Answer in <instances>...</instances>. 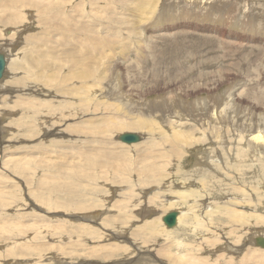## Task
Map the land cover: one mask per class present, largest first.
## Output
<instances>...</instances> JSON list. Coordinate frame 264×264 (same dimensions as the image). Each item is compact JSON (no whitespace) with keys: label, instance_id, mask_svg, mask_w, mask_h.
Instances as JSON below:
<instances>
[{"label":"rangeland","instance_id":"1","mask_svg":"<svg viewBox=\"0 0 264 264\" xmlns=\"http://www.w3.org/2000/svg\"><path fill=\"white\" fill-rule=\"evenodd\" d=\"M46 11L63 12L64 19L74 23L69 35L75 40L79 36L80 50L91 54L90 75H96L97 92L103 83L107 86L97 94V103H101L103 93L108 98H103L104 103L118 102L115 97L119 96L130 115L91 109L84 112L87 117H81L80 111L58 119L53 107L40 109L36 105L39 101L61 99L46 95L47 90L55 92L58 85L53 82L56 86L48 87L37 82L32 77L35 72L28 71L27 63H23L28 45H15L11 54L19 55L18 64L7 66L13 75L7 74L0 83V264H134L126 261L139 254L149 256L142 260L160 263L177 253L189 255V250L215 264L228 259L221 257L229 254L222 251L224 248L231 252L227 249L230 242L242 244L244 228L264 230V146L254 139L257 132L264 134V0H0V46L10 49L9 45L17 42L16 35L7 36L5 31H24L20 28L23 25L35 35L45 31ZM37 18H43L44 27L35 22ZM80 25L87 28L79 29ZM81 30L92 34L77 33ZM90 35L104 38L107 44L98 42L97 49L95 40L91 43L94 48H87L83 39L93 38ZM58 45L48 40L41 48L56 55ZM64 52L74 54V49ZM64 58L59 56L61 62ZM67 68L61 74L68 72ZM78 69L77 65L75 70ZM39 71L51 76L49 66ZM77 72L73 69L74 74ZM22 74H28L29 79L11 81L22 78ZM79 80L77 84L86 89L94 86L93 80ZM29 83L34 85L35 100L32 107L27 101L21 107L20 98H29L31 87L28 85L21 94L16 88ZM69 84L71 81L65 86ZM198 86L199 93L204 94L192 95ZM125 90L132 92L127 94L131 100L121 95ZM230 94L234 95L233 100ZM69 97L73 101L69 108L82 110L77 97ZM137 98L138 103L132 101ZM202 98L209 102L205 111L201 103L194 102ZM82 99L87 104H97L96 99L85 94ZM56 104L59 101L55 100L53 106ZM133 109L140 112L133 113ZM142 110H148L149 116L162 114L166 122L144 123ZM106 112L111 122L99 125L98 118ZM179 116L188 117L181 124L188 131L194 130L197 141L187 142L190 147L185 146L186 152L179 159H172L167 150H161V155L175 160L170 164L160 154L147 155L150 146L163 149L159 145L163 128L167 129L170 121ZM137 118L139 127L130 129ZM54 119L55 127L62 133L55 135L57 138L45 134L55 128L48 126ZM91 120H97L95 138L79 127L89 126ZM204 123L208 127L199 130L198 124L205 126ZM125 132L138 134L140 141L132 145L120 142L117 137ZM73 148L85 153L82 159L74 155L75 161L70 162L68 152ZM145 168L156 174L148 175ZM190 183L198 185L192 190L176 186ZM229 207L236 209V215L228 214ZM170 211L180 215V223L174 229L162 223V217ZM238 213L247 215L245 224L232 228V219L242 216ZM105 218L110 220L106 222ZM152 225L156 231L150 229ZM135 231L136 237L130 234ZM111 250L115 252L113 258L97 256ZM58 255L61 262H56ZM232 256L236 263L230 264H242L239 257Z\"/></svg>","mask_w":264,"mask_h":264},{"label":"bare ground","instance_id":"2","mask_svg":"<svg viewBox=\"0 0 264 264\" xmlns=\"http://www.w3.org/2000/svg\"><path fill=\"white\" fill-rule=\"evenodd\" d=\"M69 1V0H68ZM91 2V1H90ZM143 9H144V7H143ZM143 9H142V11H143ZM64 11V10H63ZM62 12V11H61ZM63 13V12H62ZM62 13H60V11H52V12H48V11H46V16H47V18H46V23H45V31H44V29H43V31H41V34H38V35H35L34 33H33V31H30V29H29V27L28 26H26V25H23V27H20L21 29L22 28H24L25 30L24 31H5L6 32V34H7V36H11V35H16V38H17V42L15 43V44H10L9 46L11 47L10 49H7V48H4L3 46H0V64H1V59H2V61H3V63H4V66H5V70H4V73H3V77H1L0 78V83H3V81H5V78L7 77V74H9V75H13V74H11V72H12V70L9 72V70H8V67L10 68V65L11 66H14V65H17L18 63V61H17V58H18V56L19 55H16V56H14L13 54H11L12 52L14 53V51H15V45L16 46H20L21 45V43L23 44V45H28V52L27 53H25L24 55H23V63H27L26 64V67H28L29 68V70L28 71H32V72H35L34 74H33V76L32 77H34L36 80H37V82L39 81L40 83H43L44 82V84L46 85V86H48V87H53V86H56L53 82H56L57 83V87H55V92H53L52 90L50 91V90H47L46 91V95L49 97V98H52V97H55V96H60L61 97V99L59 100V99H56V98H52V99H47V100H42V101H39V102H37L36 103V105L40 108V109H49L50 107H51V109H52V107H53V109H52V111H54V113L57 111V113H58V117H56V118H58L59 119V117H60V115L62 116V118H64V117H68L69 115H76V113H78V112H80L81 111V113L80 114H83L81 117H84V116H86V115H84V112L85 113H88V111L89 112H91L92 110L91 109H93V110H96L97 109V111L99 110V109H103V110H109V109H111V111H110V113H115V112H117V111H120V112H122L121 113V115L122 116H125V115H130V111H129V109L127 108V106H126V104L122 101V100H120V97L119 96H116L115 97V100L116 101H118V102H115V103H104V102H102V101H104L103 100V98H106L107 100H108V98H107V94L106 93H103L102 95H101V98H100V100H99V102H101V103H97V94L98 93H100V92H103V89L104 88H107V86L105 85V83H103L102 84V89L100 90V91H98L97 92V88H96V85H97V78H96V75H95V77L93 76V75H90L91 74V67H92V62H93V59L91 60V54H88V53H84L82 50H80V44H79V36H77V33H80V32H85L86 34H87V32L88 33H90L89 31L90 30H85V31H78L77 33H76V40H75V37L73 38V36H71V34L69 35V33H70V31H72V29H73V27H75V25H74V23H73V21H72V23L73 24H71V22H70V19H66L67 17H65V19H64V17H63V14ZM66 15V14H65ZM73 15V14H72ZM70 17H71V15H70ZM28 19V18H27ZM32 19V18H31ZM72 19V18H71ZM33 20V19H32ZM31 20V21H32ZM88 20V19H87ZM55 21V22H54ZM35 22L40 26V27H44V20H43V18H37L36 20H35ZM23 23V22H22ZM22 23H21V25H22ZM55 23H58L57 25L55 24ZM60 24H62V26L60 25ZM63 25H64V27H63ZM87 25H88V23H87ZM86 25V26H87ZM90 25V24H89ZM81 27H84L85 29L87 28V27H85V25L84 26H82V25H80V27H79V29H81ZM89 27V26H88ZM66 28H68V29H66ZM77 28V27H76ZM91 28V27H90ZM93 28V27H92ZM64 29V30H63ZM78 29V28H77ZM83 29V28H82ZM94 29V28H93ZM53 30H62V31H56V32H54V33H51L52 35H50V32H52ZM75 30V29H74ZM93 31V30H92ZM91 31V32H92ZM95 31L96 30H94V35H95ZM55 33H58V35L54 38V37H51V36H53V34H55ZM73 33V32H72ZM90 34H92V33H90ZM49 37H48V36ZM74 35V34H73ZM75 36V35H74ZM91 36V35H90ZM95 36H97V35H95ZM60 39H59V38ZM91 37H93V38H84L83 40L86 42V44H85V46L87 47V48H89L90 49V46H92V44H93V42L92 41H95V40H97V43L96 44H99L98 42H100L101 44H103V46L105 45V43L104 42H106V44H107V41L104 39V38H102V37H95L94 38V36L92 35ZM68 39H69V42H68ZM49 40V42L50 43H53V42H57V43H59V45L56 47V52H57V54L56 55H53V54H51L49 51H44L41 47L45 44V42L46 41H48ZM81 42V41H80ZM70 43H72V44H70ZM78 43V44H77ZM82 43V42H81ZM92 43V44H91ZM81 45H83V44H81ZM62 46V47H61ZM84 46V45H83ZM96 46H98V45H96ZM65 47V48H64ZM100 47V44H99V46L98 47H95V48H99ZM71 50V49H74V54H72L71 52L68 54V55H66L67 53H65L64 51L65 50ZM94 47L92 46V49H93ZM83 49V48H82ZM93 51V50H92ZM91 51V53H93ZM88 52V51H87ZM97 52V51H96ZM95 51H94V54L96 53ZM93 54V55H94ZM31 55V56H30ZM61 55H64V62H61V60L59 59V56H61ZM95 57V56H94ZM80 58H82V59H84V61L83 62H80ZM96 59V60H95ZM95 61L97 62V58L95 57ZM204 64H206V63H204ZM9 65V66H8ZM54 65H55V67H54ZM77 65H78V70H75L76 68H77ZM8 66V67H7ZM50 67V69H51V76H44V75H42L41 74V71H39V69H44V70H46L47 69V67ZM66 66H68V68H67V70H69L68 72H66V73H64V74H61L62 73V71H63V68L64 67H66ZM30 68H33L32 70L30 69ZM73 69H74V71H78L77 73H73ZM38 70V71H37ZM15 71H17V70H15ZM37 71V72H36ZM14 73V72H13ZM31 73V72H30ZM35 74H37V75H35ZM9 75H8V77H9ZM63 75V76H62ZM11 77V76H10ZM21 77L22 78H19L18 80L14 77V79H12L11 81H21V80H23V79H26V78H28L29 79V77H28V74L26 75V74H22L21 75ZM33 78V79H34ZM96 78V79H95ZM79 79H81V80H93L94 81V86L91 88V89H86V87H82L80 84H77V82L78 81H80ZM41 80H43V81H41ZM203 80V79H202ZM68 81H71V84H73L72 86H71V84H69L68 86H65V83L66 82H68ZM211 81V80H210ZM72 82H74V83H72ZM91 82V81H90ZM212 82V81H211ZM93 83V82H92ZM205 83V82H204ZM37 84V83H36ZM77 84V85H76ZM28 85H30V90H31V95H30V97H32V98H28V97H21L20 98V103L22 104V106L21 107H23V106H25V101H27L28 102V104L32 107L33 106V103H32V100H35V98H34V94H33V91H32V88H33V84H31V83H29V84H24L23 86H20V87H18V88H16L18 91H19V94H21V91L22 90H25L26 88H27V86ZM59 85H62L63 87H60ZM212 86V85H211ZM41 87V86H40ZM123 87H125L124 85H123ZM37 88V87H36ZM43 88V87H42ZM207 88V87H206ZM35 89V88H34ZM45 90V89H44ZM199 86L197 87V88H194V90L191 92V94L192 95H195V94H200V93H203L204 94V92H200L199 93ZM206 90H209V89H206ZM37 91H38V89H37ZM40 91H42V90H40ZM121 91V90H120ZM232 91V90H231ZM234 91V90H233ZM237 91V90H236ZM94 92V93H93ZM128 92L129 93H132L130 90H125L124 92H122L121 93V95L123 96V98H126V99H129V100H131L130 98H128L127 97V94H128ZM235 92V91H234ZM41 93H43V92H41ZM93 93V94H92ZM233 93V92H232ZM19 94H17V95H19ZM84 94L88 97V96H90L92 99H96V105L95 104H87V100H83L82 99V97L84 96ZM264 94V93H263ZM207 95V94H206ZM231 95V99L233 100V94H230ZM41 96V95H40ZM66 96H68L67 98H65ZM69 96H76L77 97V105H78V107H80V106H83V107H80V108H82V110H79V109H75V110H73L72 111V109H70L69 107V105H71L72 103H73V101H69L68 99H71ZM227 96H229V92L227 93ZM15 97V96H14ZM12 98V97H11ZM63 98H65V99H63ZM86 98V97H85ZM55 100H57V101H59V104H56V106H53L54 105V103H55ZM7 101V100H6ZM133 102H136V103H138V101H140V98H137V99H135V100H132ZM180 102H181V100H179ZM227 101H228V99H227ZM18 102V103H19ZM42 102H45V105H41V103ZM194 102H197V103H201V106L204 108L203 109V111H205V110H207L208 109V105H209V102H208V100L206 99V98H202L201 99V101L198 99H196V101H194ZM8 103H10V101H8ZM19 103V104H20ZM102 103H104V106H102ZM226 103V102H225ZM11 104H12V102H11ZM65 106H67L66 108H67V110L65 109ZM91 106V107H90ZM231 107V106H230ZM229 107V108H230ZM86 108V109H85ZM113 108H115V109H113ZM136 109H133V110H131V112H133L134 113V111H135ZM223 110V109H222ZM40 111H42V110H40ZM83 111V112H82ZM143 111V115L145 116V119H144V123H146V122H154V121H156V122H159L160 124H163V123H165L166 122V119H165V117H164V115H155V114H153V115H155L154 117H151V116H153V115H148L149 114V112H148V110H142ZM215 111V110H214ZM225 111V110H224ZM46 112V111H45ZM108 112V111H107ZM107 112L106 113H103L102 115H104V116H101V119L100 118H98V120H100V124L99 125H108L110 122H111V119L109 118V115L107 114ZM136 113H139L140 111H138V110H136L135 111ZM166 114H168V113H166ZM78 115V114H77ZM176 115V114H175ZM185 115V114H184ZM191 115V114H190ZM174 116V115H173ZM178 116V115H177ZM87 117V116H86ZM85 117V118H86ZM170 118H172L171 116H169ZM179 117H181V118H173L170 122H171V124L167 127V129L164 127L163 128V131H162V137H163V140L162 141H160V143H159V145L160 146H162L163 145V149H161V148H159V147H157V146H150V148H149V151H148V154L147 155H149V156H151V155H156V154H160L161 153V150H167L168 151V153H169V155H171V157H172V159H179V157H181V155H182V153H185L186 152V150L185 149H187V147L190 145H187L188 143L187 142H196L197 141V139H195L194 137H193V132H194V130H192V131H188L185 127H183V124H181L182 122H186V117L185 118H183L182 116H179ZM191 117V116H190ZM48 118H49V116H48ZM53 118V117H52ZM93 118V117H92ZM87 119V118H86ZM85 119V120H86ZM187 119H188V117H187ZM190 119V118H189ZM41 120V119H40ZM43 120V119H42ZM180 120V121H179ZM194 120V119H193ZM18 121H20V118H19V120ZM76 121V120H75ZM177 121H179V123H177V124H175ZM43 123L45 122V121H42ZM55 123H56V121H55V119L54 120H52L51 122H50V124L48 125L49 127L51 126V125H53L54 127H55ZM141 122H140V119L139 118H137V120L132 124V127L130 128V129H136V128H138L139 127V124H140ZM57 124V123H56ZM40 125V124H39ZM204 125L205 126H203L202 124H198V127H199V130H205V128H207L208 127V125L209 124H207V123H204ZM76 125H74V127H75ZM39 127V126H38ZM57 127V126H56ZM53 128L52 130H51V128H50V130H47L46 131V136L47 135H62V133H60L59 132V130L60 129H58V128ZM79 127H80V129L85 133V134H89L91 137H93V138H95V136L97 137V120H94V121H90L89 122V126H87V127H83V126H81V124H79ZM197 127V128H198ZM76 128H78V126H76ZM214 128H216V127H214ZM209 129V128H208ZM225 129V128H224ZM227 129V128H226ZM210 130V129H209ZM168 131H169V133H168ZM262 131V130H261ZM218 132H219V130H218ZM224 132V131H223ZM263 132V131H262ZM125 133H132V132H125ZM258 134H256V135H254V139L259 143V144H261V145H263L264 146V134H262L261 132H257ZM124 134V133H123ZM133 134V133H132ZM134 134H136V133H134ZM196 134V133H195ZM216 134V133H215ZM220 134H221V132H220ZM237 134V133H236ZM138 137H137V140L134 142H125V141H123L122 139H121V135H119L117 138H118V140L120 141V142H122V143H128V144H131V143H138L139 141H140V138H139V135L138 134H136ZM57 136H55L56 138H57ZM65 136V135H64ZM63 136V137H64ZM67 136V135H66ZM253 137V136H252ZM48 138V137H47ZM184 138H186V139H184ZM35 140V139H34ZM43 140V139H42ZM48 140V139H47ZM195 140V141H194ZM199 140V139H198ZM250 140H251V142H252V139L250 138ZM48 142V141H47ZM90 142V140H88V143ZM94 143H96L97 142V140H95L94 139V141H93ZM212 144V143H211ZM210 144V145H211ZM217 144V143H216ZM250 144V143H249ZM132 145V144H131ZM253 145V144H252ZM185 146H187V147H185ZM216 146V145H215ZM249 146V145H248ZM190 147V146H189ZM188 147V148H189ZM256 147V146H255ZM259 147V146H258ZM160 150H159V149ZM244 148V147H243ZM257 148V147H256ZM261 148V147H260ZM74 149V148H73ZM209 149V148H208ZM254 149V148H253ZM212 150V149H211ZM219 150V149H218ZM240 150V149H239ZM243 150V149H242ZM254 150H256V149H254ZM166 151V152H167ZM224 151V150H223ZM244 151H246V150H244ZM248 151V150H247ZM34 152V151H33ZM212 152V151H211ZM254 152V151H253ZM30 153H32V152H30ZM84 153H85V151H82L81 150V148H75L73 151H70V152H68V158H71V160H70V162H74L75 160L74 159H72V157H74V155H76L77 156V159H82L83 158V156H84ZM163 153V152H162ZM245 153V152H244ZM59 154V153H58ZM208 154V153H207ZM248 154H250L249 152H248ZM247 154V155H248ZM161 155V154H160ZM165 155H166V153H165ZM71 156V157H70ZM160 158H162V160L164 159L165 161H167V163L168 164H170L169 162H171V161H175V160H170L171 159V157H166V156H164V155H161V156H159ZM185 158V157H184ZM60 159V158H59ZM61 160V159H60ZM181 161V160H180ZM209 162V161H208ZM240 162V161H239ZM163 163H164V161H163ZM162 165V164H161ZM145 171L147 172V174L148 175H155L156 174V171H148V169L147 168H145ZM174 172V171H173ZM195 176V175H194ZM194 179V178H193ZM173 181V180H172ZM181 181V180H180ZM162 182V181H161ZM206 182V181H205ZM212 182V181H211ZM201 183V182H200ZM176 184V183H175ZM195 183H190V184H188V185H181V184H177L176 186L178 187V188H182V187H186V188H190V190H192V189H194V187H196V185H198V184H195ZM203 183H201V185H202ZM211 184V183H210ZM170 186H171V184H169ZM204 185H205V183H204ZM167 187V186H166ZM172 187V186H171ZM175 187V186H174ZM168 188V187H167ZM204 188V187H203ZM202 188V189H203ZM235 188V187H234ZM183 189V188H182ZM205 189V188H204ZM208 189V188H207ZM235 190V189H234ZM243 190V189H242ZM56 191V190H55ZM241 191V190H240ZM208 192V191H207ZM236 192V191H235ZM243 192V191H242ZM241 192V193H242ZM244 192H246V191H244ZM230 193V192H229ZM214 194V193H213ZM244 194V193H243ZM257 194V193H256ZM245 196H246V193H245ZM257 196V195H256ZM255 196V197H256ZM259 196V195H258ZM56 197V196H55ZM200 197H202V196H200ZM230 197V196H229ZM238 197V196H237ZM247 197V196H246ZM262 197V196H261ZM248 198V197H247ZM249 198H251V197H249ZM257 199L258 198H260V197H256ZM255 198V199H256ZM244 199H245V197H244ZM236 199H234V201H235ZM248 200V199H247ZM259 200H261V199H259ZM211 201V200H210ZM213 201V200H212ZM250 201V200H249ZM249 201H244V202H248V204H250L251 203V201H250V203H249ZM131 202V201H130ZM232 203H234L233 201H231ZM241 202V201H240ZM243 202V203H244ZM256 202V201H255ZM33 203V202H32ZM62 203V202H61ZM74 203V202H73ZM207 203V202H206ZM213 203V202H212ZM236 203V202H235ZM53 204V203H52ZM135 204H137V203H135ZM213 204H215V202L213 203ZM217 204V203H216ZM215 204V205H216ZM241 205V204H240ZM243 205V204H242ZM244 205H246V203H244ZM251 205V204H250ZM61 207V206H60ZM88 207H90V206H88ZM216 207H217V205H216ZM239 207V206H238ZM244 207V206H243ZM249 207V206H248ZM251 207V206H250ZM252 207H254V206H252ZM47 208V207H46ZM92 208V207H91ZM111 208V207H110ZM218 208H220L219 206H218ZM221 208H223V207H221ZM230 208V207H229ZM76 209L77 210H79V211H82V208L80 207V206H77L76 207ZM254 209V208H253ZM58 210V209H57ZM88 210V209H87ZM214 210V209H213ZM215 210H219V209H215ZM223 210V209H222ZM37 211V210H36ZM62 211V210H61ZM60 211V212H61ZM67 211V210H66ZM76 211V210H75ZM209 211V210H208ZM208 211H206V212H208ZM246 211V210H245ZM263 211V210H262ZM46 212H48V211H46ZM65 212V211H64ZM210 212V211H209ZM213 212V211H212ZM212 212H210L211 214H212ZM219 212V211H218ZM232 212V214L233 215H236V209L235 210H233L232 208H230V209H228V214H230ZM239 212V211H238ZM248 211H246V213H247ZM49 213V212H48ZM68 213V212H67ZM74 213V212H73ZM177 213V216H176V224L172 227L173 229H174V227L175 226H177V225H179L178 223H180L179 221H180V215H179V213L178 212H176ZM209 213V214H210ZM222 213H224L223 211H222ZM242 213V212H241ZM94 214V213H93ZM101 214V213H100ZM99 213H97V215H100ZM104 214V213H103ZM167 214V213H166ZM220 214H221V211H220ZM243 215H245V213L243 212L242 213ZM242 214H237V215H242ZM56 215V214H55ZM68 215V214H67ZM78 215H81V213L80 214H78ZM92 215V214H91ZM102 215V214H101ZM100 215V216H101ZM214 215V214H213ZM215 215H218V213L216 214L215 213ZM227 215V214H226ZM231 215V214H230ZM236 216L234 219H232L233 221H234V223L231 225V227L233 228V227H235V226H237V225H239V224H241V223H244V219L245 218H247V215L246 216ZM253 215V214H252ZM71 216V215H70ZM103 216V215H102ZM203 216V215H202ZM221 216V215H220ZM223 216V215H222ZM53 217V216H52ZM77 217L78 216H76L75 218L77 219ZM207 217H208V215H207ZM212 217V215H209V218H211ZM61 218V217H60ZM82 218V217H81ZM80 218V219H81ZM209 218H208V221H209ZM222 218V217H221ZM257 218V217H256ZM106 219V222H108L109 220H110V218H105ZM104 219V220H105ZM226 219V218H225ZM228 219V218H227ZM261 219V218H260ZM43 221V220H42ZM79 221H81V220H79ZM83 221V220H82ZM211 221V220H210ZM220 221H222V220H220ZM225 221V220H224ZM255 220H253L252 222H254ZM257 221L259 222V220L257 219ZM87 222V221H86ZM102 222H103V220H102ZM105 222V223H106ZM39 223V222H38ZM72 223H73V221H72ZM79 223V222H78ZM209 223V222H208ZM223 223V222H222ZM231 223V222H230ZM229 223V224H230ZM237 223V224H236ZM57 224V223H56ZM77 224V223H76ZM108 224V223H107ZM220 224V223H219ZM225 224V223H224ZM227 224V223H226ZM245 224V223H244ZM260 224H261V222H260ZM30 225V224H29ZM82 225V224H81ZM125 225V224H124ZM222 225V224H221ZM257 225V224H256ZM96 226V225H95ZM108 226V225H107ZM223 226V225H222ZM36 227V226H35ZM97 227H98V225H97ZM219 227H220V225H219ZM247 227V226H246ZM103 228H105V227H103ZM167 228V227H166ZM175 228H177V227H175ZM221 228V227H220ZM264 228V227H263ZM137 229V228H136ZM150 229L152 230V231H156L155 230V228L153 227V225L150 227ZM171 229V228H170ZM217 229V228H216ZM58 230V229H57ZM116 230V229H115ZM209 230V229H208ZM218 230V229H217ZM220 230V229H219ZM236 230V229H235ZM244 230H245V232H244ZM244 230H243V235L244 234H246V235H244L243 236V238H242V240L240 241V242H242V244H239L238 246H236V245H234L233 243H229V247L227 248L228 250H230L231 252H226L225 251V248L222 250L224 253H229V254H231V256H227V255H229V254H224V255H222V257L221 258H228L227 260H224L222 263H221V261L218 263L216 260V263H218V264H230V262H232V263H236V260H235V258H234V256H232V254H234L236 257H239L240 259H241V263L243 264V263H245V262H249L250 264H264V253H262L263 251H264V247H262V246H257V243H256V240H255V238H257V237H261L263 240H264V230L263 229H247V228H244ZM129 231V230H128ZM222 231V230H221ZM47 232V231H46ZM52 233H53V231H51ZM122 232V231H121ZM123 232H125V231H123ZM228 232V231H227ZM15 233V232H14ZM29 233V232H28ZM65 233V232H64ZM193 233H195V232H193ZM210 233H212V232H210ZM131 235H133L134 237H136L137 235H138V233L135 231V232H133V233H130ZM191 234H192V232H191ZM38 235H41V234H38ZM194 235V234H193ZM22 236V235H21ZM53 236V235H52ZM215 236V235H214ZM57 237V236H56ZM18 238H20L19 236H18ZM28 238H30V237H28ZM48 238V237H47ZM66 239V238H65ZM131 239V238H130ZM218 239V241L220 240L219 238H217ZM24 240V239H23ZM31 240V239H30ZM29 240V241H30ZM64 240V239H63ZM201 240H203V239H201ZM215 240H216V237H215ZM214 240V241H215ZM114 241V240H113ZM195 241V240H194ZM193 241V242H194ZM228 241H230V240H228ZM21 242V241H20ZM37 242H38V240H37ZM62 242V241H61ZM47 243V242H46ZM68 243V242H67ZM171 243H173V242H171ZM177 243H179V245H180V242H177ZM176 243V244H177ZM220 242H218L217 244H219ZM37 244V243H36ZM35 244V245H36ZM198 244H200V243H198ZM198 244H195V245H198ZM201 244H203V243H201ZM210 244H212L211 242H210ZM215 244V243H214ZM213 244V245H214ZM18 245V244H17ZM23 245V244H22ZM44 245V244H43ZM135 245H137V244H135ZM171 245V244H170ZM191 245V244H190ZM216 245V244H215ZM241 245V246H240ZM20 245H18V247H19ZM26 246V245H25ZM61 246V245H60ZM62 246H63V244H62ZM173 246V245H172ZM181 246V245H180ZM206 246V245H205ZM16 247V246H15ZM48 247V246H47ZM185 247V246H184ZM189 247V246H188ZM193 247V246H192ZM197 247H199V245L197 246ZM200 247H201V245H200ZM227 247V246H226ZM22 248V247H21ZM27 248H28V245H27ZM34 248V247H33ZM168 247H166V249H167ZM253 249V250H251V249ZM4 249V248H3ZM14 249V248H13ZM13 249H12V251H13ZM24 249V248H23ZM25 249H26V247H25ZM89 249V248H88ZM192 249V248H191ZM203 249V248H202ZM208 249V248H207ZM54 250V249H53ZM61 250H62V248H61ZM232 250L234 251V252H232ZM5 251V250H4ZM21 251H22V249H21ZM26 251V250H25ZM40 251V250H39ZM92 251V250H91ZM94 251V250H93ZM9 252V251H8ZM19 252V251H18ZM31 252V251H30ZM44 252V251H43ZM62 252V251H61ZM157 252H158V254L160 255V256H164V253L163 252H161V251H158L157 250ZM168 252H170L169 250H168ZM189 255H186L188 252H186V254H182V255H179L178 253L176 254V255H174L173 257L172 256H168L167 258H166V260L165 261H163L164 263H158L157 261H155L154 260V263H156V264H211L210 263V261L208 262V261H206L205 259H203L202 257H200V256H197V255H194V250H189ZM235 252H242L241 254H238V253H235ZM25 253H27V251L25 252ZM25 253H24V255L23 256H25ZM60 253V252H59ZM63 253V252H62ZM61 253V254H62ZM65 253H67V252H65ZM151 253H153V252H151ZM171 253V252H170ZM175 253V252H174ZM220 253V252H219ZM258 253V254H257ZM9 254V253H8ZM11 254V253H10ZM20 254V253H19ZM83 254V253H82ZM115 252H113V250H111V251H108V252H105L103 255H97V256H103V257H106L105 259H108V258H113L115 255ZM166 254V253H165ZM195 254H200V253H197V252H195ZM12 255V254H11ZM30 255V254H29ZM167 255V254H166ZM170 255V254H169ZM86 256V255H85ZM221 256V255H220ZM92 257V256H91ZM149 256L147 255V254H139L138 256L136 255V258H132V259H128L127 261H126V263L127 262H129V263H134V264H154V263H152V262H150V261H148V260H142V259H144V258H148ZM156 257V256H155ZM209 257V256H208ZM219 257V256H218ZM16 258H17V256H16ZM30 258V257H29ZM55 259V258H54ZM57 259H58V261H56V262H61L60 260H59V255L57 256ZM56 259V260H57ZM159 259V258H158ZM209 259V258H208ZM207 259V260H208ZM214 259V258H213ZM220 259V258H219ZM6 260V259H5ZM65 260V259H64ZM239 260V259H238ZM8 261V260H7ZM14 261V260H13ZM12 261V262H13ZM23 261V260H22ZM38 261V260H37ZM214 261V262H215ZM19 262V261H18ZM212 262H213V260H212ZM23 263V262H22ZM29 263V262H28ZM28 263H26V264H28ZM96 262H94V263H92V262H84V263H81V264H95ZM215 263V264H216ZM19 264V263H18ZM97 264H99V263H97ZM213 264V263H212ZM240 264V263H239ZM246 264V263H245Z\"/></svg>","mask_w":264,"mask_h":264},{"label":"water","instance_id":"3","mask_svg":"<svg viewBox=\"0 0 264 264\" xmlns=\"http://www.w3.org/2000/svg\"><path fill=\"white\" fill-rule=\"evenodd\" d=\"M4 63L1 59V64H0V78L3 77V73H4ZM121 139L125 142H135L137 140V135L136 134H132V133H124L121 134ZM176 216L177 213L176 211H170L169 213L165 214L162 217V223L167 227V228H172L175 224H176ZM257 246H262L264 247V240L261 237H257L255 238Z\"/></svg>","mask_w":264,"mask_h":264}]
</instances>
